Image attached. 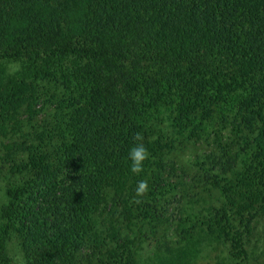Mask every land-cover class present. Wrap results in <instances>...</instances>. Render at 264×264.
<instances>
[{
    "label": "trees",
    "instance_id": "trees-1",
    "mask_svg": "<svg viewBox=\"0 0 264 264\" xmlns=\"http://www.w3.org/2000/svg\"><path fill=\"white\" fill-rule=\"evenodd\" d=\"M0 137V264H190L198 240L217 264H249L264 228V0H0ZM196 143L209 149L183 163Z\"/></svg>",
    "mask_w": 264,
    "mask_h": 264
},
{
    "label": "rangeland",
    "instance_id": "rangeland-1",
    "mask_svg": "<svg viewBox=\"0 0 264 264\" xmlns=\"http://www.w3.org/2000/svg\"><path fill=\"white\" fill-rule=\"evenodd\" d=\"M6 66L11 72H14L18 70L19 64L18 63H7ZM2 139L0 137V150H1V143ZM6 143V141H5ZM209 149L208 145L205 143H196L195 145H189L185 149L179 152V159L183 163H188L196 158L197 155L202 154L204 151H207ZM5 173V171L3 170ZM6 182L4 178L0 177V206L5 202L6 200ZM191 203V199L188 198L182 199V200H176V202L173 204L172 209H174L175 214L181 209L188 208ZM264 228L259 227L256 236L253 238L252 242V254L250 256L249 264H264ZM171 240H176L174 236L170 238ZM160 241H156L154 239L150 240L147 244H145L143 250H142V257L143 259H148L149 257H152L155 253L160 252ZM214 247L208 248L206 246V242H195L192 244V246H189V244H185L184 250L188 251L189 255V262L190 264H217L216 261L221 260L224 255L221 253L222 257H216L220 251H214ZM226 254V251L225 253ZM217 259V260H216ZM245 264V263H242Z\"/></svg>",
    "mask_w": 264,
    "mask_h": 264
},
{
    "label": "clouds",
    "instance_id": "clouds-1",
    "mask_svg": "<svg viewBox=\"0 0 264 264\" xmlns=\"http://www.w3.org/2000/svg\"><path fill=\"white\" fill-rule=\"evenodd\" d=\"M134 140L137 142L129 151V159L131 160L130 170L134 174H141L144 171V163L150 157V152L143 143L142 133H136ZM149 184L146 179L138 181L136 187V196L141 197L148 193Z\"/></svg>",
    "mask_w": 264,
    "mask_h": 264
}]
</instances>
